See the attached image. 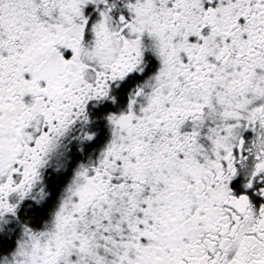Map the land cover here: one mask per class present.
<instances>
[{
    "label": "snow or ice",
    "instance_id": "obj_1",
    "mask_svg": "<svg viewBox=\"0 0 264 264\" xmlns=\"http://www.w3.org/2000/svg\"><path fill=\"white\" fill-rule=\"evenodd\" d=\"M0 264H264V0H0Z\"/></svg>",
    "mask_w": 264,
    "mask_h": 264
}]
</instances>
